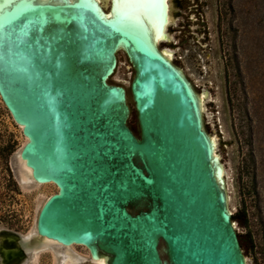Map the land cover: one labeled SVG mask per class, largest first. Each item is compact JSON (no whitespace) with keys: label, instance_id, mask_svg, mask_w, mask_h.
<instances>
[{"label":"water","instance_id":"95a60500","mask_svg":"<svg viewBox=\"0 0 264 264\" xmlns=\"http://www.w3.org/2000/svg\"><path fill=\"white\" fill-rule=\"evenodd\" d=\"M0 5V100L26 138L13 168L22 183L57 187L37 237L84 246L91 261L71 264H248L200 91L146 27L106 17L94 0ZM118 51L133 71L129 88L109 81Z\"/></svg>","mask_w":264,"mask_h":264},{"label":"rangeland","instance_id":"374dc122","mask_svg":"<svg viewBox=\"0 0 264 264\" xmlns=\"http://www.w3.org/2000/svg\"><path fill=\"white\" fill-rule=\"evenodd\" d=\"M99 1L104 12L109 14L110 0ZM175 1L168 0L167 38L159 42V48L172 52V62L184 70L200 91L198 95L203 98L205 110V116L204 110L202 116L215 143L217 140L215 151L224 163H221L222 178L228 183L229 194L226 186L225 191L232 219L238 233L250 232L252 236L254 247L251 249L247 241L246 252L243 250L247 263L264 264V252L261 251L264 246V0H178L177 4ZM166 39L167 42H162ZM132 74L126 55L119 51L117 69L109 81L129 88ZM130 106L129 125L138 133L136 111L131 102ZM9 131L10 211L8 198L5 201L3 196L8 172L4 162L0 161V226L9 227L21 238L17 241L13 233L0 236V239L7 237L8 242L7 246L1 245L2 263L20 259L26 253H30L34 263L39 259L40 264L87 261V250L83 246L57 249L37 239L33 230L37 205L44 201L47 193L57 189L52 185L36 187L33 182L20 181L13 162L24 136L0 100L1 142L7 139ZM18 161L21 179L25 180L28 168L19 158ZM34 233L38 241L32 239ZM41 245L47 250H43L36 260L31 252Z\"/></svg>","mask_w":264,"mask_h":264},{"label":"bare ground","instance_id":"6f19581e","mask_svg":"<svg viewBox=\"0 0 264 264\" xmlns=\"http://www.w3.org/2000/svg\"><path fill=\"white\" fill-rule=\"evenodd\" d=\"M3 1H4V6H5V5H8V3H10L11 0H3ZM42 1H48V0H42ZM58 1H60V0H58ZM69 1H73V0H69ZM94 1L98 4V6L101 9V11L104 12V10H103V8H102V6L100 4V1L99 0H94ZM154 6L156 7V9L158 8L157 9L158 10V14L157 15L151 11V9ZM2 7L3 6L0 5V8H2ZM147 8L150 9L148 16H146ZM168 12H169L168 0H163V4H162V0H110L109 14L106 15V17L110 18V17H113V16L117 15L119 18L132 21V22H134L136 24H141V25L143 24L146 27V29L148 31V34L151 36V40L155 44V46L160 50V52L163 54V56H165L169 61L172 62V60H171L172 52H170L169 49L161 50L159 48V45H158L161 40L167 38L165 26H166V22L168 21V16H169ZM159 13L162 14V16H163L162 20L159 17ZM197 98H198V103H199V107H200V111H201V115H202L203 114V110H204V108H203V98L200 95H198V94H197ZM209 137H210V140H211V143H212V146H213L214 161H215V163H217V167L219 168V171H220V174L218 176H219V178H220V180L222 182V186H223V189L225 191V184H224L225 182L223 181V178H222L223 167H222V164L219 161V157H218V155H217V153L215 151V146H216L215 139L213 137H211L210 135H209ZM25 142H26V138L24 137L23 144ZM28 171L30 173L29 169H28ZM49 185H52V186L56 187L51 182H45V183L33 182V186H36V187H39V186L40 187L41 186H48L49 187ZM56 189H57V187H56ZM53 193L54 192H51L49 194L47 193V195L45 196L44 201ZM225 195H226V191H225ZM226 198H227V195H226ZM43 202H41V203H39L37 205V210H36L37 212H36V215L34 216L33 230H35V232H36L37 215H38V212H39ZM37 239H42L44 241L43 243H45V244L47 243L45 238H38L37 237ZM1 240H3V239L2 238L0 239V251H1V253L4 254V252L1 249V245H3ZM5 240L7 241V239H5ZM7 245H8V242H7ZM7 245H3V246H7ZM76 246H81L82 247V245L72 244L70 246H67L66 249H74ZM43 247L44 246L41 245L39 249L33 250V252H31V254L34 255V258L36 260L39 257L40 253L43 252V250H47L46 247L45 248H43ZM51 252H52V255L54 257H56L55 252L52 251V250H51ZM87 255H88L87 256L88 258L85 257L86 260L87 261H91V258H90L88 250H87ZM59 256H61V254H59ZM80 256H82V255H80ZM5 258H6V256L4 257V255H3V261L4 262L6 261ZM10 261H6L5 264L10 262ZM83 261H85V260H83ZM94 262H96L98 264H104L105 263V258H104V256H100V258H98Z\"/></svg>","mask_w":264,"mask_h":264},{"label":"flooded vegetation","instance_id":"af4514ba","mask_svg":"<svg viewBox=\"0 0 264 264\" xmlns=\"http://www.w3.org/2000/svg\"><path fill=\"white\" fill-rule=\"evenodd\" d=\"M175 3L177 4L178 0L175 1ZM171 5H172V2H171ZM176 7L178 8L179 5H176ZM162 42H167V39L162 41ZM10 137L11 136H10V131H9L7 133V139L6 140L1 142V139H0V161L4 162V166H5L4 169H5V171L7 170V172H8L6 174L7 178H5V182H4L3 196H4L5 201H6V197L8 198L7 201H8L9 211H10V197H11V170H10V165H11V139H10ZM0 189H1V183H0ZM5 215L6 214H4L3 216L5 217ZM11 233H13V232H11L9 227L0 226V236H6V235L11 234ZM5 239H7V237L4 238V240ZM3 245H7V243L4 242ZM25 255H26V257L23 259H15V260H12L11 262L6 263V264H40L39 259L35 263L32 259H30V253H26ZM0 264H3L1 259H0Z\"/></svg>","mask_w":264,"mask_h":264},{"label":"trees","instance_id":"16d2710c","mask_svg":"<svg viewBox=\"0 0 264 264\" xmlns=\"http://www.w3.org/2000/svg\"><path fill=\"white\" fill-rule=\"evenodd\" d=\"M125 88V87H124ZM248 237V238H246ZM238 238H239V242L241 244V247L243 248V250L246 252V243L247 241H249V244H250V248L252 249L254 247V244L252 242V236H251V233L248 232L247 234L243 235L241 233H238ZM262 252H264V246L263 248L261 249Z\"/></svg>","mask_w":264,"mask_h":264}]
</instances>
